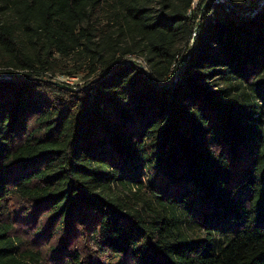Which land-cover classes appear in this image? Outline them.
<instances>
[{
  "label": "trees",
  "instance_id": "trees-1",
  "mask_svg": "<svg viewBox=\"0 0 264 264\" xmlns=\"http://www.w3.org/2000/svg\"><path fill=\"white\" fill-rule=\"evenodd\" d=\"M0 72V264H264V0H0Z\"/></svg>",
  "mask_w": 264,
  "mask_h": 264
},
{
  "label": "rangeland",
  "instance_id": "rangeland-1",
  "mask_svg": "<svg viewBox=\"0 0 264 264\" xmlns=\"http://www.w3.org/2000/svg\"><path fill=\"white\" fill-rule=\"evenodd\" d=\"M196 4V2H195ZM220 17L224 19L225 17V12L224 11H220L219 12ZM108 16V14H107ZM106 14L103 12L102 15L98 16L95 20V22L100 23L101 25H105L108 22V18H107ZM101 25H99L101 27ZM81 64L79 61L77 62L76 59H63L60 64H59V70L57 71L56 74V78L60 79V80H64L72 85H82L84 84L87 80H89L91 77H94L98 72L92 74L91 76H87L86 74L89 72L88 67ZM64 70V73H61V71ZM99 71V69H98ZM3 73V72H0ZM117 189V188H116ZM117 192L119 193V195H125L126 194V190H124V188H122V186H118ZM136 206H139V203H135ZM216 224L222 228H228V227H233L235 222H232L231 220L228 219H224V220H220L218 222H216ZM19 230L24 232L25 236H28V231L29 229H26L25 226L23 225H19Z\"/></svg>",
  "mask_w": 264,
  "mask_h": 264
},
{
  "label": "built area",
  "instance_id": "built-area-1",
  "mask_svg": "<svg viewBox=\"0 0 264 264\" xmlns=\"http://www.w3.org/2000/svg\"><path fill=\"white\" fill-rule=\"evenodd\" d=\"M135 60L138 61V62L141 64V66L143 67V69H144L147 73H149V67H148L146 61H144V60H143L142 58H140V57H136Z\"/></svg>",
  "mask_w": 264,
  "mask_h": 264
}]
</instances>
